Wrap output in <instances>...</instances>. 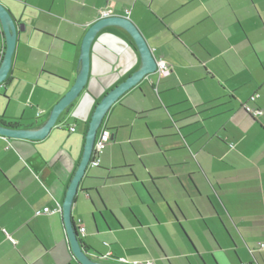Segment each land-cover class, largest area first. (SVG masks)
Wrapping results in <instances>:
<instances>
[{
  "label": "crops",
  "instance_id": "crops-1",
  "mask_svg": "<svg viewBox=\"0 0 264 264\" xmlns=\"http://www.w3.org/2000/svg\"><path fill=\"white\" fill-rule=\"evenodd\" d=\"M0 1L19 30L0 87L7 124L48 121L103 10L128 16L170 66L125 93L98 131L108 128L110 142L72 208L92 259L264 264V0ZM141 65L131 35L106 27L91 47L87 86L50 133L0 135V264H82L63 219L67 188L95 106Z\"/></svg>",
  "mask_w": 264,
  "mask_h": 264
},
{
  "label": "water",
  "instance_id": "water-1",
  "mask_svg": "<svg viewBox=\"0 0 264 264\" xmlns=\"http://www.w3.org/2000/svg\"><path fill=\"white\" fill-rule=\"evenodd\" d=\"M0 23L5 38V50L0 57V87L5 83L12 67L13 56L18 39V24L11 12L0 1ZM109 26H119L125 29L135 41L142 58L141 67L130 75L126 80L107 92L95 106L86 134L84 153L76 172L67 188L66 196L62 205L63 219L66 226L70 246L75 257L82 264H123L105 263L91 258L86 242L81 237L78 227L72 217V208L80 183L91 164L98 131L111 107L128 91L136 87L149 75L157 72L158 61L152 53L150 46L136 24L128 16H114L100 18L88 30L82 45L81 70L75 84L65 96L55 105L48 121L40 128H18L0 124V135L26 140L44 139L57 124L61 114L79 97L84 91L89 80L90 52L93 41L99 31Z\"/></svg>",
  "mask_w": 264,
  "mask_h": 264
},
{
  "label": "built area",
  "instance_id": "built-area-1",
  "mask_svg": "<svg viewBox=\"0 0 264 264\" xmlns=\"http://www.w3.org/2000/svg\"><path fill=\"white\" fill-rule=\"evenodd\" d=\"M127 14H129L130 12V9H127L126 10ZM110 11L108 10H103L101 12V18L103 17H107V16H110ZM4 50H5V45H0V57L3 56V53H4ZM157 73L160 75V76H166L170 73V66L168 63H166L165 61H159L158 62V69H157ZM256 96H253V99L256 98ZM246 106V105H245ZM249 111H251L253 113L252 110H250L249 108H247ZM262 113L261 111H257L255 112V114H260ZM72 130H75V128H73ZM110 131L105 127L101 130L97 140H96V143H95V147H94V154L93 156H99V154L103 151V149L106 147V145L108 144L109 142V139H110ZM93 164L97 165L99 162L98 160L95 158L94 161H92ZM44 213H47L49 212V209L48 208H45ZM37 213H41L40 211L37 212ZM86 228L85 227H81L80 228V231L82 233V235H85L84 232H85ZM15 243V241H14ZM262 248L264 249V244L262 245ZM105 257H109V256H106ZM118 262L117 263H123V264H155L154 262L152 261H148V262H143V263H140V262H134V263H128L126 262L125 260L123 259H116Z\"/></svg>",
  "mask_w": 264,
  "mask_h": 264
},
{
  "label": "trees",
  "instance_id": "trees-1",
  "mask_svg": "<svg viewBox=\"0 0 264 264\" xmlns=\"http://www.w3.org/2000/svg\"><path fill=\"white\" fill-rule=\"evenodd\" d=\"M0 124L5 125V126H9V127H15V128H16V127H21L19 124H13V123H8V124H7V123H6L5 121H3L2 119H0ZM22 127H23V126H22ZM107 129H108V128H107ZM108 130H109V129H108ZM109 131H110V130H109ZM110 134H111V132H110ZM110 139H111V136H110ZM110 139H109V142H110ZM109 142H108V143H109ZM103 150H104V149H103ZM96 157H97V156H93L92 161H94V159H95ZM92 161H91V164H93ZM91 164H90V165H91ZM98 164H99V163H98ZM98 164H97V165H98Z\"/></svg>",
  "mask_w": 264,
  "mask_h": 264
}]
</instances>
